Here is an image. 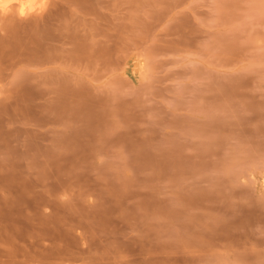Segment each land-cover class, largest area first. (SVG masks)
Here are the masks:
<instances>
[{
  "label": "rangeland",
  "instance_id": "rangeland-1",
  "mask_svg": "<svg viewBox=\"0 0 264 264\" xmlns=\"http://www.w3.org/2000/svg\"><path fill=\"white\" fill-rule=\"evenodd\" d=\"M44 5L0 31V264H264V0Z\"/></svg>",
  "mask_w": 264,
  "mask_h": 264
},
{
  "label": "bare ground",
  "instance_id": "bare-ground-1",
  "mask_svg": "<svg viewBox=\"0 0 264 264\" xmlns=\"http://www.w3.org/2000/svg\"><path fill=\"white\" fill-rule=\"evenodd\" d=\"M47 1V0H46ZM46 1L45 0H8V8H7V10H4V9H0V15H2V16H0V31H2V32H4V34H7V33H9V32H11V31H13V29H15V27H17V28H19V23L17 24V23H15L17 20H16V18L18 17L19 19H22V18H20V17H23V16H26L27 17V15L28 14H31V13H37L38 14V11H41V10H44V8H43V6H46V5H44V4H46ZM49 7V6H48ZM7 12H11V14H6ZM36 13H35V15H36ZM3 14H5V15H7L6 17H5V15H3ZM4 16V17H3ZM34 17V16H33ZM17 18V19H18ZM16 20V21H15ZM58 20V19H57ZM33 21V20H32ZM18 22V21H17ZM34 22V21H33ZM38 22V21H37ZM32 25V24H31ZM43 25V24H42ZM35 26H36V24H35ZM22 28V27H21ZM31 28H32V26H31ZM21 30H25V29H21ZM23 31L22 32H20V33H22L23 34ZM32 31V30H31ZM1 32V33H2ZM26 32V31H25ZM19 33V34H20ZM2 35V34H1ZM14 35V34H13ZM4 36V35H3ZM46 36V39H47V37L49 38V40H50V37L53 39V37L52 36H54V35H51L50 37H49V35H45ZM2 38V37H1ZM0 38V39H1ZM8 38V37H7ZM6 38V39H7ZM63 38V37H62ZM22 39V38H21ZM31 40V39H30ZM48 40V39H47ZM4 42V41H3ZM12 42V41H11ZM15 42V41H14ZM6 43H7V41H6ZM24 43V42H23ZM22 44V43H21ZM25 44V43H24ZM68 44V43H67ZM6 45V44H5ZM27 46V45H26ZM17 47V46H16ZM21 47V46H20ZM28 47V46H27ZM31 47V46H30ZM1 49V48H0ZM9 49V48H8ZM12 49V48H11ZM19 49V48H18ZM27 50V49H26ZM9 51V50H8ZM12 51V50H11ZM33 51V50H32ZM37 51V50H36ZM20 52H21V50H20ZM38 52V51H37ZM34 53V54H36L37 56L39 55V52L38 53ZM14 53V52H13ZM17 53V52H16ZM1 54H3V53H1ZM0 54V55H1ZM31 54V53H30ZM33 54V55H34ZM41 54V53H40ZM4 55V54H3ZM20 55V54H19ZM32 55V56H33ZM45 55V54H44ZM14 56V55H13ZM21 56H25V52H21ZM35 56V55H34ZM33 56V57H34ZM47 56V55H46ZM45 56V57H46ZM33 57H31V58H33ZM36 57V56H35ZM34 57V58H35ZM24 58H26V56L24 57ZM28 58H29V56H28ZM28 58H26L27 60H28ZM51 58V57H50ZM38 59L39 58H37L36 59V61H38ZM46 59V58H45ZM19 60V59H18ZM25 60V59H24ZM31 60V62H32V60L33 59H29V61ZM29 61H27V62H29ZM63 61V60H62ZM33 62H35L34 60H33ZM40 62V61H39ZM37 63V62H36ZM26 65H27V63H26ZM32 66V65H31ZM68 70V69H67ZM66 72V71H65ZM67 74V73H66ZM20 86H22V85H20ZM67 86V85H66ZM65 85H64V87H66ZM39 87V86H38ZM57 87H59V86H57ZM68 89V88H67Z\"/></svg>",
  "mask_w": 264,
  "mask_h": 264
},
{
  "label": "clouds",
  "instance_id": "clouds-1",
  "mask_svg": "<svg viewBox=\"0 0 264 264\" xmlns=\"http://www.w3.org/2000/svg\"><path fill=\"white\" fill-rule=\"evenodd\" d=\"M8 8V0H0V9L7 10Z\"/></svg>",
  "mask_w": 264,
  "mask_h": 264
}]
</instances>
